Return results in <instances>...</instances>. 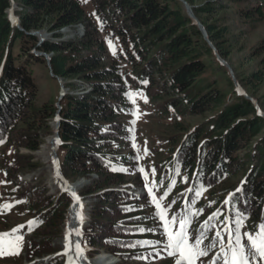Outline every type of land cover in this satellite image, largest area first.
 Instances as JSON below:
<instances>
[{
	"label": "trees",
	"instance_id": "trees-1",
	"mask_svg": "<svg viewBox=\"0 0 264 264\" xmlns=\"http://www.w3.org/2000/svg\"><path fill=\"white\" fill-rule=\"evenodd\" d=\"M14 1L20 27L8 14L12 0H0V145L39 149L43 138L51 133L49 121L59 109L38 101L39 78L44 73L54 80L61 77L68 88L60 100L61 168L70 182L90 179L92 173L98 175L79 191L84 197H97L83 244L87 241L94 251L113 253L120 258L117 264L151 256L154 241L144 224L146 219L134 213L131 195L121 187L126 184L132 160L117 145L126 130L121 114L128 109L129 85L180 115L215 112L187 133L175 152L161 163L158 180L163 192L175 202L177 212L183 217L194 213L203 222L199 231L214 219L221 227L234 230L239 210L243 214L241 234L243 230L258 231L264 224V117L253 101L238 92L232 77L227 79L232 99L220 88L212 73L214 63L222 64L182 1ZM186 1L218 53L229 60V28L214 18L224 5L220 0L204 4ZM232 1L248 4L242 12L249 27L263 20L264 0ZM88 3L95 17L87 22ZM79 23L85 24V34L63 40L61 29H76ZM44 29L53 35L42 43L39 36L29 33ZM105 39L116 41L120 49L112 54ZM255 49L256 54L264 53V40ZM36 51L50 54V62ZM236 77L250 93L248 85L264 81V55L258 70L247 76L236 72ZM72 79L85 86L79 85L82 91L73 89L77 85ZM241 173L243 178L236 187L223 190L225 196L203 199V192L210 195L218 185ZM22 187L19 198L31 219L14 227L7 238L26 231L34 235L38 245L49 244L62 233L73 198L66 192L48 194V187L42 183L26 182ZM208 211L219 215L206 221ZM44 253L37 249L34 255ZM63 263L64 257L58 255L48 264Z\"/></svg>",
	"mask_w": 264,
	"mask_h": 264
},
{
	"label": "rangeland",
	"instance_id": "rangeland-1",
	"mask_svg": "<svg viewBox=\"0 0 264 264\" xmlns=\"http://www.w3.org/2000/svg\"><path fill=\"white\" fill-rule=\"evenodd\" d=\"M209 1L196 0L195 3L204 4ZM220 1L225 8L214 15V18L220 20L219 23L221 25H227L230 31L229 44L231 45V54L229 60L231 62L228 59L227 61L232 66L235 75L236 72H239L247 76L252 71L259 69L260 61L264 55V53L256 54L257 51L255 49L264 40V18L257 22L254 28H251L247 25L243 17L242 11L248 7L245 1ZM91 8V4L88 3L87 11H89V15L87 22L93 21L95 17L91 13ZM16 9H18V6ZM46 32L49 31L46 30ZM103 36L104 34L100 33L99 38L103 39ZM48 38H52V35H48ZM70 38H72L70 35L68 38L63 37L64 40H70ZM105 42L109 44V49L112 54L120 49V45L116 41H108L105 39ZM212 75L218 80L220 88L226 91L228 97L231 96L232 99V93L227 84L228 77H232L228 68L224 64L221 67L218 63H214ZM71 83H76L77 86L73 88L75 90L81 89L79 91H82V88L85 87H82L76 79H72ZM247 88L250 91L248 94L257 100L260 98L264 105V81L254 83V85H248ZM39 89V102H45L58 107L62 92L64 90L67 91L68 88L64 85V81L62 85L60 81L54 80L49 74L44 73L39 78ZM243 90L246 92L244 88ZM127 101L128 109L121 114L126 123V130L122 138L117 142V145L122 152L130 154L132 160L125 177L126 184H123L121 187L131 195L132 204L136 207L134 213L138 216L145 217L144 224L149 228L148 233L152 236L154 242L150 251L151 256L148 259H131L121 264H176V260L179 258L178 256L169 255V250L165 248V244L167 243L165 229L160 219L156 216L153 197L161 204L168 220H171L173 216L176 217L175 230H179V221L181 219L190 221L185 226V231L190 237L189 243H194L197 238H200L202 241L200 246L207 252V255L197 258L195 264H212L214 260L215 264H223L221 246L223 244L224 247H227L229 241L226 229L221 227V224L215 219H210V217H213V213L210 210L206 213L208 216L206 221H211L207 222V227L203 228L204 230L201 229L199 231L198 225L203 222L197 219L194 213L190 215L186 214L183 217L181 212H177L175 202L172 201L169 194L165 195L163 192V184L158 180L161 177L162 161H166L172 151L173 153L175 152L187 133L209 120L215 115V112L207 111L195 115H180L171 107L168 108L169 110H166L157 101H152L145 91L136 90L130 85ZM49 124L51 133L43 138L42 144L36 151H30L26 147H16L12 144L0 145V240L3 241V244H0V264H48L50 259L58 255L64 257V264H79L77 260L69 263L70 249L75 244V240L73 243V236L71 234L73 232L70 221L71 209L69 213H66L68 216L65 218V226L63 227L62 233L49 244L44 245L39 243L40 245H38L34 235L26 231L19 233L14 238H7V233L12 231L14 227L27 223L31 219V215L27 212L23 202L19 198L21 197L20 194L23 191L22 185L24 183H42L48 187V194H54L59 191L70 194L69 187L65 189L61 185L57 186V184L51 185L49 183V179L53 177L57 178L60 182L62 181L57 174V165L56 169H51L50 166L51 163L56 162L54 153L48 160L43 155L44 153L40 154L43 151V146L48 143L49 138L55 136V117L49 121ZM58 144L59 141L55 140L54 145L57 147V152ZM26 154H30L32 157L28 159ZM243 154L244 152L241 153V155ZM58 155L60 156L59 152ZM32 164L34 165L33 168L27 167V165ZM242 178L243 173L226 180L213 189L214 192L210 195L209 192H203V199L212 201L214 197L225 196L223 190L231 186L236 187ZM84 182L90 183V181L85 180ZM189 188L190 182L186 184L183 191L184 198ZM149 189H152L151 193H149ZM96 199V194H90L86 196V200L84 199L86 204L80 201L84 203L86 212L90 211L92 203ZM73 201L74 203L76 202L75 199ZM88 226L89 223L84 228L86 229ZM217 232L221 233L223 240L216 235ZM243 233H246V231L243 230ZM241 236L246 250L250 251L247 238L244 234H241ZM83 248L84 256L90 259H95L102 254L111 253L104 250L94 251L88 245L87 241H85ZM37 249L40 251L44 250L46 253L37 257L34 255ZM218 256H220V259H217ZM116 261L110 258L109 264H114ZM256 264H264V260L258 259Z\"/></svg>",
	"mask_w": 264,
	"mask_h": 264
},
{
	"label": "snow or ice",
	"instance_id": "snow-or-ice-1",
	"mask_svg": "<svg viewBox=\"0 0 264 264\" xmlns=\"http://www.w3.org/2000/svg\"><path fill=\"white\" fill-rule=\"evenodd\" d=\"M141 171H143V169H141ZM237 191L240 190L237 189ZM151 192L152 189H149V193ZM197 194L199 195V193ZM72 195L75 197L74 192ZM153 204L155 205L156 216L160 219L165 229V236L167 238L165 248L169 250V255L179 257L176 260V264H195L197 258L207 255L206 250L200 246L202 243L200 238H197L194 243H189L190 237L185 231V226L190 223V221L181 219L179 221V230H175L176 217L173 216L171 220H168L164 209H162L161 204L155 197H153ZM213 215H219V213ZM236 215L237 219L235 220V229L233 230L226 225L229 241L227 247H224L223 244L221 246L223 264H256L258 259L264 260V224H261L258 231L255 233H244V236L247 238L248 245L250 246V251H248L242 243L241 236V217L243 214L237 210ZM77 234L79 235V233ZM216 235L221 237L220 232H217ZM221 240H223V237H221ZM76 248L77 252L82 254L83 250L80 248L79 244L76 245ZM217 259H220V256H218ZM212 264H215V260Z\"/></svg>",
	"mask_w": 264,
	"mask_h": 264
},
{
	"label": "water",
	"instance_id": "water-1",
	"mask_svg": "<svg viewBox=\"0 0 264 264\" xmlns=\"http://www.w3.org/2000/svg\"><path fill=\"white\" fill-rule=\"evenodd\" d=\"M184 3V6L186 8V11L188 13V15L196 22V24L198 25L199 29L202 31V34L204 36V39L209 43V45L211 46V48L213 49L215 55H216V58L222 63L224 64L228 70L230 71L231 73V76L235 82V85L237 87V90L240 94L244 95L246 98L250 99L251 101H253L255 104H256V108L258 110V113L264 117V112L260 109V105H259V102L256 98H254L253 96H250L248 93H246L243 88L240 86L238 80H237V77L234 73V70L232 68V66L230 65V63L225 59L223 58L219 53H218V50L217 48L215 47V45L212 43V41L209 39V36H208V33H207V30L205 29L204 25L202 24V22L200 21V19L196 16V14L194 13V10L192 8V6L186 1V0H180ZM18 5L16 4V2L14 0H12V6L8 9V14L9 16L13 19L14 21V24L17 25L18 27H20V21L17 17V15L14 13V10L15 8L17 7ZM30 34H33V35H39L40 36V43L44 42L46 39H47V36H48V33L46 32V30H43V31H31L29 32ZM39 43V44H40ZM44 53L48 60H50V55L47 54L46 52H42ZM58 81H60V83L63 85V80L61 77H57ZM64 87V86H63ZM64 92H62L61 94V97L60 99L62 98V96L64 95ZM59 109H58V112L56 114V121H57V127H56V130H55V139L59 140L60 139V112H61V104L59 103L58 105ZM54 156L60 166V173H59V176L62 178V180L66 183L67 186H69L70 188V191L69 193L72 195V193L74 192L75 193V197L73 196V198L77 199L78 201L82 200L80 194L78 193V189L79 187H81L83 185V182L84 180L82 181H77V182H70L64 175V172L61 168V159H60V156L58 155V152H56V149H55V146H54ZM74 204V201L71 203L69 209H68V213L70 212V209L72 207V205ZM90 220V219H89ZM72 236H73V243H74V240H75V237H74V233L72 232ZM78 242H79V245H80V248L83 250L82 248V239H78ZM81 254V253H80ZM85 253L84 251L82 252L81 256H84Z\"/></svg>",
	"mask_w": 264,
	"mask_h": 264
},
{
	"label": "bare ground",
	"instance_id": "bare-ground-1",
	"mask_svg": "<svg viewBox=\"0 0 264 264\" xmlns=\"http://www.w3.org/2000/svg\"><path fill=\"white\" fill-rule=\"evenodd\" d=\"M55 122H56L55 126L57 127L56 119H55ZM56 127L54 128V133H55ZM55 140H56L55 136H52L51 138H49L48 143H46L43 146V151L40 152V154L44 153L43 155H45L46 160H48V158L52 157L53 153L55 152V150H54ZM55 149H56V152H57V147H55ZM56 165H57V169H58L57 170V174L59 176L60 166H59L57 160H56V162H53V163L50 164L51 169H56ZM49 183L51 185H53V184H57V186L61 185L65 189H68V187H69V186L66 185V183L63 180L60 182L55 177L50 178L49 179ZM75 201L76 202L74 203V205L71 208V216H70V221H71V225L73 227V233H74V237H75V244L70 249L71 252L69 254L70 255L69 256V263H72V261L77 260L79 262V264H109L111 257H109L106 254H102V255L98 256L97 258H95V259H90V258H86L85 256H81V254L77 252L76 245L79 244V242H78L79 238L83 239V231L85 229L84 227L88 223L89 216L87 215L88 212H86L85 209H84V205H83L84 203H82V202H85V204H86V201L85 200H80V201H82V202H80L77 199H75ZM77 233H79V235Z\"/></svg>",
	"mask_w": 264,
	"mask_h": 264
},
{
	"label": "built area",
	"instance_id": "built-area-1",
	"mask_svg": "<svg viewBox=\"0 0 264 264\" xmlns=\"http://www.w3.org/2000/svg\"><path fill=\"white\" fill-rule=\"evenodd\" d=\"M61 32L63 33L62 39H63V37L64 38H68L69 35H70V37H72V38H70V40L71 39L75 40L76 38L81 37V36H83L85 34V32H86V26H85L84 23H79L77 25V28L76 29H74L73 27L67 26V27H63L61 29ZM47 33H48V35H53L50 32H47ZM96 177H98V175L96 173H92L91 174V179H94ZM108 256L111 257L112 260H117L116 263L120 261V258L115 257L112 254H108Z\"/></svg>",
	"mask_w": 264,
	"mask_h": 264
}]
</instances>
